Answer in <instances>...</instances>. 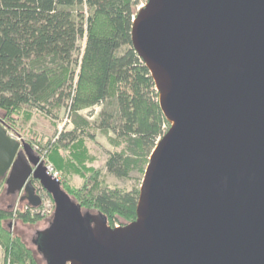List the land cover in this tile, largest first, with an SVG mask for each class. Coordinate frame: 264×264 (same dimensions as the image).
Instances as JSON below:
<instances>
[{
    "label": "water",
    "instance_id": "95a60500",
    "mask_svg": "<svg viewBox=\"0 0 264 264\" xmlns=\"http://www.w3.org/2000/svg\"><path fill=\"white\" fill-rule=\"evenodd\" d=\"M131 43L169 124L132 222L84 213L0 123L6 194L38 208L35 181L55 206L37 251L47 264H264V0H147Z\"/></svg>",
    "mask_w": 264,
    "mask_h": 264
},
{
    "label": "trees",
    "instance_id": "16d2710c",
    "mask_svg": "<svg viewBox=\"0 0 264 264\" xmlns=\"http://www.w3.org/2000/svg\"><path fill=\"white\" fill-rule=\"evenodd\" d=\"M137 5L138 0H0V123L19 136L27 129L39 154L60 173L62 190L82 210L104 216L111 227L135 219L139 189L108 186L101 172L88 166L95 160L86 145L93 139L86 132L91 124L77 117L71 131L54 129L52 139L41 141L31 119L33 111L53 119L55 106L76 117L82 109L105 105L93 128L125 142L124 150L106 158L107 172L127 178L138 164L147 165L169 124L150 73L132 47ZM80 39H85L81 52ZM74 176L81 185H74ZM3 185L1 180L0 193ZM11 208L0 206L3 264H39L6 223L15 219L32 225L43 217L22 210L14 214Z\"/></svg>",
    "mask_w": 264,
    "mask_h": 264
},
{
    "label": "rangeland",
    "instance_id": "374dc122",
    "mask_svg": "<svg viewBox=\"0 0 264 264\" xmlns=\"http://www.w3.org/2000/svg\"><path fill=\"white\" fill-rule=\"evenodd\" d=\"M145 0H138V4H144ZM137 9V8H136ZM85 39H80L78 41V47L79 51L81 52L84 48ZM105 107V105H97L92 108H86L79 111L76 115H72L68 108H65L63 106H55L51 109V113L53 115V119H49L47 117L42 118L43 116L39 113H35L33 111V116L31 119V122H33L36 126L34 131L39 135V138L41 141H46L47 139H52L53 135L55 134L54 129H57L59 132H68L71 131L74 128V120L78 118L80 119H86L91 125H89L86 128V132L88 134L93 135V139H87L86 145L89 148L91 156L95 157V160L92 163H88V166H91L94 169H97L101 172L102 179L104 182L111 187H117L124 190H132V189H139L144 171L147 165L143 163L138 164L136 167H134L128 174L127 178H117L114 175L107 172L105 169V160L108 157L110 153L119 152L121 150L125 149V142L118 140L115 138V136L112 133H106L104 131H99L98 129L93 128L92 123L95 121L98 117L99 112ZM8 133L13 136L14 138L18 139L19 141H25L28 145L29 143L27 141H31L30 133L26 129L24 132L20 133L19 135H16L8 130ZM23 138V139H22ZM27 140V141H26ZM159 140V139H158ZM157 140V141H158ZM32 142V150L37 149L34 153L40 157H43V161L45 164H50L52 167V163L47 161L45 158V154L41 155L39 154V145L33 141ZM34 151V150H33ZM39 157V159H40ZM149 158V157H148ZM148 164V163H147ZM54 171L58 173L59 180L61 181V175L60 173L53 167ZM73 183L76 186L81 185L82 180L78 176L73 177ZM3 189H5V185H3ZM19 194V193H18ZM49 199L53 203L52 199L49 196ZM18 196L17 194L14 196L7 195L6 191L0 193V206L1 207H9L12 206V210L14 211L15 208H19L20 203L18 204ZM54 205V203H53ZM55 209V206H54ZM84 213L88 212L93 215H97L95 213H91L86 210H82ZM52 214H44L41 217H43V220L37 222L36 224L32 225H24L20 223L19 221H16L15 219L11 220L10 222H7L6 225L10 230H13L14 233L21 236L23 241L26 243L28 247H30L34 253L36 254V258L39 261V264H46V261L40 255V253L37 252L36 244L34 243L37 239V233L43 232L48 230L51 225V217ZM114 225L120 226L118 222L114 223ZM44 244V242H43ZM44 250L46 251V254H48L50 259H57V255L50 250L46 244L44 245ZM0 264H3V250L0 247Z\"/></svg>",
    "mask_w": 264,
    "mask_h": 264
},
{
    "label": "built area",
    "instance_id": "2783aa9c",
    "mask_svg": "<svg viewBox=\"0 0 264 264\" xmlns=\"http://www.w3.org/2000/svg\"><path fill=\"white\" fill-rule=\"evenodd\" d=\"M146 2H147V0H145V3L144 4H141V5L138 4L137 5V11L139 9H141L146 4ZM16 140H18V139H16ZM33 150H34V152L37 151V149H33ZM39 162H42L43 165L45 166L47 175L51 176L56 181L60 182L58 173H56L54 171L53 167L50 164H45L44 163L43 157H40ZM34 185H35V187L37 189V194L41 198V205L38 208H32L26 202L23 203V202L20 201V197H21L22 193H19V194H17V196H18V200H19L18 201V204L20 203V205H19L20 207L19 208H17V207L15 208V210L13 211L14 214L18 210H22V211L28 212L31 216H34V215H40V216H42L44 214H48V213L49 214H53L54 213V205L51 202V200L49 199V195L39 186L38 183H35ZM114 227H119V226L114 225Z\"/></svg>",
    "mask_w": 264,
    "mask_h": 264
},
{
    "label": "flooded vegetation",
    "instance_id": "af4514ba",
    "mask_svg": "<svg viewBox=\"0 0 264 264\" xmlns=\"http://www.w3.org/2000/svg\"><path fill=\"white\" fill-rule=\"evenodd\" d=\"M33 183L35 184L36 182L33 181ZM48 230H49V229H48ZM48 230H46V231H48ZM46 231L38 232V233H37V239H36L35 242H34L35 244L38 243V240L40 239V238H39V235L42 234V233H44V232H46ZM38 253H40V252H38ZM40 255H42V253H40ZM42 257H43V256H42ZM44 260H45V259H44ZM46 264H47V263H46Z\"/></svg>",
    "mask_w": 264,
    "mask_h": 264
},
{
    "label": "clouds",
    "instance_id": "9594fccd",
    "mask_svg": "<svg viewBox=\"0 0 264 264\" xmlns=\"http://www.w3.org/2000/svg\"><path fill=\"white\" fill-rule=\"evenodd\" d=\"M134 20V19H133Z\"/></svg>",
    "mask_w": 264,
    "mask_h": 264
}]
</instances>
